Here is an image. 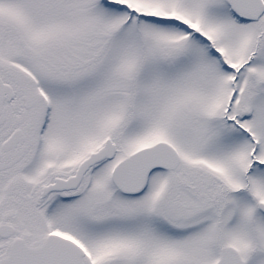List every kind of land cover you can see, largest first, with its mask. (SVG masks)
Listing matches in <instances>:
<instances>
[{
    "label": "snow or ice",
    "instance_id": "6c2138e0",
    "mask_svg": "<svg viewBox=\"0 0 264 264\" xmlns=\"http://www.w3.org/2000/svg\"><path fill=\"white\" fill-rule=\"evenodd\" d=\"M0 264H264V0H0Z\"/></svg>",
    "mask_w": 264,
    "mask_h": 264
}]
</instances>
